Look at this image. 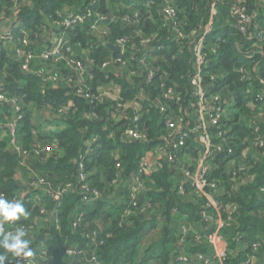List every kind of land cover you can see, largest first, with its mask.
<instances>
[{"label":"trees","instance_id":"obj_1","mask_svg":"<svg viewBox=\"0 0 264 264\" xmlns=\"http://www.w3.org/2000/svg\"><path fill=\"white\" fill-rule=\"evenodd\" d=\"M26 1H19L21 4L16 6L14 0H0V18L17 15L16 39L21 38L20 31L26 29L33 44H44L45 36L38 38L47 26V18L58 19L59 12L66 6H71L76 13L91 16L89 8H92L104 14L110 23L107 40H126L123 58L128 60L130 69H134L137 59L145 55L157 71L149 84L145 82L144 70L138 74L128 72L130 77L123 78L114 69L104 68L102 64L107 58L119 54H113L92 32L90 25L94 16L83 24L68 28L60 25L56 30L59 35L65 34L63 37L85 64L86 88L90 96L78 92V75L64 57L60 59L58 74L61 76L55 84L43 72L46 65L27 64L14 50L11 54L4 41L0 42V90L17 100L23 114L17 129L22 152L11 147L9 136H0V195L31 207L32 214L28 212V217L22 219L24 225L38 233L34 240L30 239V246L36 250L43 240H48L47 259L37 264H87L86 257L93 247L86 233L94 231L99 233V239L105 238L104 244L97 248L102 264H147L146 260L135 261L139 239L147 226L146 215L163 223L162 237L157 241L160 251L157 264H197L198 252L210 253L206 244L195 243L190 233L187 251L192 255L183 262L178 259L177 235L171 233L175 219L200 224L207 228L206 231L214 229L217 219V211L206 207L205 197L191 192L193 188L189 183H185L186 194L178 192L179 185L186 181V171L192 172L198 166L197 158L202 150L197 142L199 131H190L197 126L195 119L202 107L193 81L194 47L198 45L195 35L198 34L204 37L203 51L208 52L209 60L203 64V104L214 113L217 107L225 106L227 100L230 103L218 124H207L212 133L211 143L215 144L212 150L217 153L209 168L219 179L216 192L221 195L218 199L224 205L231 202L239 205L236 218L229 219V212L222 209L226 222L223 237L228 252L223 264H246L252 254L264 258V192L260 191L264 186V40L261 38L264 0H96L92 5L90 0H28L30 5ZM165 8H172L173 14H167ZM209 28L211 31L206 34ZM152 47L154 51H150ZM111 82L121 88L118 100L100 96V88ZM160 83L167 89L172 88L173 97L164 96ZM158 91L163 96H158ZM138 98H143L139 99L143 108L139 126L146 140L125 134L131 126L133 112L118 109L119 104L132 103ZM65 105L71 108L61 117L67 125L64 131L43 133L33 122V110L47 111L49 119ZM0 109L2 123L8 116L9 104H0ZM122 114L128 119L119 120ZM164 115L175 121L180 117L192 120L186 128L185 143L177 149L171 146L177 132L167 128ZM218 131L224 132L223 138L216 137ZM255 132L263 140V146L253 142ZM47 147L58 150L59 154L47 156ZM245 150L248 155L244 154ZM169 153L175 156V161L169 160ZM147 156L150 163L155 164L150 175L141 178L146 188L152 189L139 199V206H143L141 203L145 199H151L153 212L136 210L135 215L123 219L121 207L123 209L124 205L118 204L115 209L120 214L110 227L103 231L94 224L87 227L86 219L94 221L106 202L117 196L114 183L117 173L130 176ZM25 158L28 171L29 168L38 173L40 170L47 179L39 189L34 188L31 181L22 186L16 178ZM232 161L234 163H230ZM182 165L185 167H180ZM239 167L245 168L241 176H228V170L237 171ZM82 173L87 175L84 181L80 179ZM72 183L74 190L67 188ZM92 190L100 192L101 197L87 202L84 195L90 197ZM105 190L110 193L105 194ZM42 208L48 212L42 214ZM75 210L85 213L78 231L71 229ZM53 212L58 216L56 223L51 219ZM204 212L209 220L205 219ZM110 215L99 214L106 220ZM106 233L110 236L106 237ZM256 242L260 245L257 251L254 250ZM65 243L78 245L86 256H68L63 249ZM2 252L4 249L0 248ZM7 256L5 264H18L11 253Z\"/></svg>","mask_w":264,"mask_h":264},{"label":"built area","instance_id":"obj_2","mask_svg":"<svg viewBox=\"0 0 264 264\" xmlns=\"http://www.w3.org/2000/svg\"><path fill=\"white\" fill-rule=\"evenodd\" d=\"M15 5H19V1L21 0H14ZM91 4H94L96 0H90ZM90 9L91 16H94V19L91 22L90 28L92 32L97 36V38L100 41L106 42L107 35H108V27H109V21L107 20V17L98 12V10H94L92 8ZM238 9L235 11L237 12ZM165 12L169 15H172L174 10L172 8H165ZM110 15V14H109ZM91 16H88L85 13H76L73 11L71 6H66L61 12H59V18L58 19H52V17H49L52 19V21L55 22L57 29L59 26H63L64 28H68L74 24H83L86 22L87 18H90ZM113 17V15H112ZM127 19V18H126ZM56 29V30H57ZM180 29V28H178ZM44 30H47V26ZM210 28L208 31H206V34L209 33ZM21 33H23V36L21 38H15L13 33L11 31H8L5 35L0 37V42L2 40H11L13 41V49L17 53L18 57H20L22 60L25 61V63L30 64L31 62H37L41 61L45 63V61H42V57L44 59L48 58L47 60L55 57H64L66 62H68L69 67L74 71L79 78L78 81V92L79 93H86L87 96H90V93L88 92L86 86V77H85V69L86 66L78 59L77 54L73 50V48L68 44V41L63 37L64 35L57 34L56 31H52L49 33V36L45 38L44 42V49L39 53L34 46V44L31 42L29 36L30 33L26 29H22ZM180 37H184L183 33L178 32ZM192 35H195L193 33ZM198 37L197 44L194 47L195 57H196V63H195V73L193 75V81L195 83V92L200 98L202 107L199 113V116H196L195 123L197 124L196 127L191 128L190 131H199V136L197 142L199 145H201L202 150L199 154V157L197 158V164L198 166L194 169V166L191 165L192 172H187V178L185 182H182L178 187L179 194H186L187 190L185 189V183H189L193 190L191 192L198 194L199 196H203L206 199V207H213L217 211V219H215V227L214 229L208 230L205 233L198 236L197 240L199 243L206 244V246L209 248L210 253H203L198 252L197 259L199 262L203 264H223L228 252L225 248V240H224V234H223V228L225 225V219L224 215L222 214V209H225L229 212V219L236 218V212L239 208L238 203L231 202L227 205H224L218 198L221 195H218L216 192L218 190L219 184L217 181H219L218 178L213 176V172L210 171L211 168H209V164L213 161V156H215L217 153L212 150L214 145L211 143V137L212 133L209 130V127L207 126L208 123H211L212 125L218 124L223 116L227 108H229V101L225 102L226 106H219L217 107L216 111L214 113H211L208 110V107L204 105V99H205V92L203 90V87L201 85L203 80V64L208 62L207 59L208 52L203 51L204 48V37L201 34L195 35V38ZM261 38L264 40V34H261ZM19 42L17 43V41ZM148 41V40H146ZM112 42V41H111ZM117 45H120L122 47L121 52L117 53L119 56L111 55L109 58H107L103 62V67H109L110 69H114L116 74L117 71L114 67V65H123L126 66L122 72H124V75L120 76L123 78H126L127 72L133 71L134 69H130L128 66V60L123 58L124 52H126V40L125 39H118L115 42H113ZM155 48L152 47L150 51H154ZM215 49H212V52H215ZM87 54V52H86ZM114 54V52H113ZM138 66L144 67L145 72V82L151 84L155 76L157 75V71L153 68L151 65V62L145 57V55L141 56L139 59H137ZM135 66V65H134ZM131 72V73H133ZM48 79H51L55 84L58 83L60 79V74L54 73V71L48 70L46 72ZM128 77V76H127ZM109 86H113L118 89L119 93L121 88L116 85H114L112 82L109 83L106 86H103L100 88V96L106 97V94L108 93V90H106ZM159 87L162 88V92L165 97H173L175 92L172 90V88L167 89L163 83H160ZM120 88V89H119ZM104 90V92H103ZM162 92L158 91V96H163ZM138 98V100L132 101V103L125 101L123 104H119V111L124 112L125 110L131 109L132 110V118H131V126L128 127L125 130V134L133 137L135 139H141L146 140V134L145 132L140 128L139 122L141 119V111L142 106L141 102ZM156 100H160L158 97L155 98ZM170 99V98H169ZM7 103L9 104L10 109L8 110V116L6 118V121H2L0 123L1 126H5L2 130L8 132L11 137L9 139L11 147H13L18 152H22L21 147L19 146V135H18V127L20 121L23 119V114L21 112V106L18 104L17 100L12 99L11 96H8L5 92H2L0 90V104ZM71 107L68 105H65L61 108H59L57 111H55L50 118L53 121H59L61 120V117L67 113V111ZM164 110V108H162ZM2 111V109H0ZM119 120L122 119H128L127 115L123 114L119 117ZM163 118L166 121V126L171 132H177L174 137L170 134V137H172L171 140V146L174 149H177L179 146L183 145L187 139L188 131L186 130L187 127L191 124V119H186V117H180L176 121L172 118L168 117L167 115H164ZM9 127V128H8ZM216 137L218 139L224 137L223 131H218L216 134ZM228 139V138H227ZM253 142L255 145L263 146V140L259 139L257 137V132H255V136L253 139ZM49 152L47 156H54L58 155V150H53L52 147H47L45 149ZM247 150L244 151V154H246ZM152 152V151H151ZM167 155L165 153L164 157ZM248 155V154H246ZM168 158L171 161H175V156L171 153L168 154ZM234 163V161L230 162ZM155 164V163H154ZM154 164L150 163V157L147 156L141 160V164L138 170L135 171V173L131 174L128 177H124L122 172L117 173V178L114 180V183H116V189L120 187L122 184L123 187L119 188L118 193H125L123 194L122 198L120 199L122 202V205H124L121 215L122 218H127L128 216H133L136 213V210H139V212H153L154 206L153 203H151V199H145V201L141 204L143 206H139V199L142 197H145L148 195V192L152 188H146L145 181L141 178V176L150 175V170L154 166ZM27 162L26 158L21 162L20 167L24 168L31 181V185L34 188L39 189L41 187L40 185L47 181L46 178L41 174L40 170L39 173L34 171L33 169L29 168V171L26 169ZM120 166V164L118 165ZM180 167H185L184 165ZM245 170L244 167H239L237 171H230L228 170L227 174L228 176H232L233 178L237 176H241V171ZM19 174V173H18ZM86 174L82 173L80 176V179L84 181L86 179ZM72 187L74 190L75 186L72 183V185H68L67 188ZM260 191L264 192V186L260 187ZM218 195V196H217ZM0 196H4V194H1ZM84 197L87 198V202H89L90 199H99L101 197V193L92 190L90 191V197L88 195H84ZM48 212L46 208L41 209V213ZM52 214V213H51ZM85 213L82 210H75L74 217L71 223V229L73 231H78L84 220ZM204 217L206 220H209L210 217L204 212ZM43 218V217H42ZM41 218V219H42ZM51 219L55 221V223L58 221L57 214H52ZM23 226L26 231L28 232V238L31 240H34L36 235L38 234L35 229H30L31 227H28L23 224L22 218L19 221L15 222H9L4 225H0V227L3 228V231L5 233L14 232L16 227ZM101 231H103L101 228H99ZM99 233L97 231H94L93 234H89V232L86 233V238L91 243L93 247V251L88 253L87 255V264H102L100 261L98 254H97V248H100L105 241V238L99 239L98 237ZM106 237L110 236L109 233L105 234ZM47 239L43 240L42 243L39 245V247L36 250H33L34 255L32 257L27 258L26 260H23L22 258H18V264H37L38 261L41 259H47L48 255V244ZM259 243L256 242L254 244V250L257 251L259 249ZM64 252L68 256H75L84 254L86 256L87 253H83V250L79 248L78 245L68 244L65 243L64 245ZM183 262H187V256L184 255L181 257ZM263 259L258 256L257 254H252L246 261V264H263Z\"/></svg>","mask_w":264,"mask_h":264},{"label":"rangeland","instance_id":"obj_3","mask_svg":"<svg viewBox=\"0 0 264 264\" xmlns=\"http://www.w3.org/2000/svg\"><path fill=\"white\" fill-rule=\"evenodd\" d=\"M50 20H52V19H50ZM0 22L3 23L2 24L3 31L0 30V32H4V31H6V29L13 30V31L16 30V27H15L16 21H15L14 16H11V17L3 16L0 18ZM16 35H18V34H16ZM0 37H2V36L0 35ZM125 49H127V47H125ZM47 59L48 58L44 59L42 57L41 60L47 61ZM126 66L114 65L118 76L124 75V72H122V70ZM143 70H144V67H141V66H138V64H135L134 72L133 71H130V72H133L134 74H138L139 72H141ZM127 76H128V72H127ZM128 77H130V76H128ZM106 90H108V93L106 94V97H105L106 99H111V100L120 99V93H119L117 88H115L113 86H109ZM103 92H104V90H103ZM41 113H45V112H43V111L35 112V117H38L39 120H42L43 124H45V127H47V130H41V131H43L47 134H52V133H57L61 130L60 127H62L64 125V122L62 120L51 121L50 116L48 119L47 114L41 116ZM8 136L11 137V135L9 133H7L6 131H1V137L2 138L8 137ZM245 153L247 154L248 151H246ZM16 177L20 180V174L17 173ZM109 193L110 192H107L105 190V194L108 195ZM118 200H119V197L117 195L114 197V199H111V201L106 202V205L102 209H100V211L97 214V216L95 217L94 221L90 222L88 218L86 219V226L90 227L94 224V226L99 227L101 229H104L108 226L110 227L112 225V222L114 221V219L117 217V215L119 213V211L117 210V212H116V209H115V207L118 206V202H116ZM102 212H105V214H108V215L112 214V215H110V219L109 220L102 219L104 216H99V214ZM146 217L148 218L147 219L148 220L147 226L142 231V235L139 239L140 242H138V244H139L138 256H137L135 261L137 263H140L141 260L142 261L146 260L147 264H157L160 261V258H159L160 251L157 248V241L160 237H162L161 232H162L163 223L161 222V220H159L157 218L153 219L154 218L153 216L146 215ZM133 223L135 224V222L132 221V224ZM189 224L191 226H193L194 228L198 227V225H193L191 223H187L186 221L178 220L174 226L172 224V229H171L172 235H176L179 226L189 225ZM175 243L177 244V242H175ZM190 255H192V254H190Z\"/></svg>","mask_w":264,"mask_h":264},{"label":"clouds","instance_id":"obj_4","mask_svg":"<svg viewBox=\"0 0 264 264\" xmlns=\"http://www.w3.org/2000/svg\"><path fill=\"white\" fill-rule=\"evenodd\" d=\"M110 14L112 15V13ZM15 27L17 28V26ZM11 32L16 38L17 37L16 33L13 30H11ZM61 35L65 36L64 33H62ZM45 38L46 37H44V39ZM114 197H112V199H114ZM117 202L118 204L123 206L121 200H118ZM121 212H122V207H121ZM28 215L29 213L26 211L23 203L20 200H16V199L8 200L5 199L3 196H0V225H4L9 222L19 221L21 220V218L26 219ZM30 245H31V240L28 238V232L23 226L16 227L14 232H10V233H5L3 231V228L0 227V248L4 249V252L0 253V264H5V262L8 260L7 253H11L14 258L17 259L22 258L23 260L32 257L34 255V252ZM262 259L264 262V258ZM197 264H201V262H198Z\"/></svg>","mask_w":264,"mask_h":264},{"label":"crops","instance_id":"obj_5","mask_svg":"<svg viewBox=\"0 0 264 264\" xmlns=\"http://www.w3.org/2000/svg\"><path fill=\"white\" fill-rule=\"evenodd\" d=\"M26 2H29L28 5L31 4V1H28V0H27ZM21 3H25V0H23V2H21ZM21 3H19V4H21ZM14 17H15V21H16L17 15H14ZM46 23H47V30H43V32L40 34V37H39L38 39H41V36H42V38H43L44 36L47 37V36H49V33H50V32H52V31H56L57 26H56V24H55L54 21H51L50 19H47V20H46ZM2 24H3V23L0 22V30H1V31H3ZM6 26H7V25H6ZM8 31H11V30L6 29V31H4V32H0V35L3 36V35H5ZM2 41H4V45H5V47H6V48L9 50V52L12 54V51L14 50V49H13V42H12L11 40H2ZM33 43H34V42H33ZM34 46L36 47V49H37V51H38L39 53H40V52L44 49V47H45L44 44H38V45H35V44H34ZM61 58H62V57L51 58V60L49 59V60L45 61V63H43V62H41V61H37V62H39L40 64H44V65H46V69L43 71L45 74H46V71L49 70V68L52 69V70L54 71V73H58V70H59L58 65H59V63H60V59H61ZM43 112H45V113H41V116H43L44 114H48L47 111H44V110H43ZM32 118H33V122H34L37 126H39L40 130H47V127H45V124H43V121H42V120H39L38 117H35V112H34V110H33ZM50 120L53 121L51 118H50ZM40 123H41V124H40ZM5 128H6V127H5ZM60 128H61V130H60L59 132L64 131L65 129H67V125H66V123H64V125H63L62 127H60ZM1 131H4V130L0 129V136H1ZM41 132H43V131H41ZM59 132H58V133H59ZM7 133H8V132H7ZM43 133H44V132H43ZM17 173L20 174V180H19L17 177H16V178L21 182L22 186L25 185L24 182H28V181L30 180L28 173H27L25 170H23L22 168L19 167ZM123 186H124V185L122 184L120 187H123ZM120 187H118V189H117V194H118L119 200L122 198L123 194H125V193H120V194L118 193ZM31 197H33V196H31ZM23 205H24L25 209L27 210V212H29V213L32 214V210L30 209L31 207H28V206H27V203H23ZM28 208H29V209H28ZM30 218L32 219V216H31V215H30ZM34 218H35V217H34ZM177 221H178V219H175V220H174V222H173V226L176 224ZM171 227H172V225H171ZM206 230H207V228H204V227H203L202 225H200V224L198 225L197 228H194V227L191 226V225H182V226H179V227H178V230H177V233H176V235H177V252L179 253V255H178V259H181V257L184 256V255L191 256V255L188 253V251H187V236H189V234L192 233V234H193V237H194V239H195V243H196V242L198 241V240H197L198 236L201 235V234H203V233H205Z\"/></svg>","mask_w":264,"mask_h":264},{"label":"water","instance_id":"obj_6","mask_svg":"<svg viewBox=\"0 0 264 264\" xmlns=\"http://www.w3.org/2000/svg\"><path fill=\"white\" fill-rule=\"evenodd\" d=\"M110 16H112L111 14H110ZM104 45L106 46V47H108V48H110L114 53H119V52H121V50H122V47L120 46V45H117V44H115V43H113V42H111V41H106V42H104ZM5 126H1L0 125V129H3ZM9 128V127H8Z\"/></svg>","mask_w":264,"mask_h":264}]
</instances>
